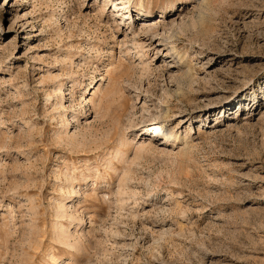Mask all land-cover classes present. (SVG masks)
I'll return each instance as SVG.
<instances>
[{
	"label": "rangeland",
	"instance_id": "1",
	"mask_svg": "<svg viewBox=\"0 0 264 264\" xmlns=\"http://www.w3.org/2000/svg\"><path fill=\"white\" fill-rule=\"evenodd\" d=\"M0 264H264V0H0Z\"/></svg>",
	"mask_w": 264,
	"mask_h": 264
},
{
	"label": "bare ground",
	"instance_id": "2",
	"mask_svg": "<svg viewBox=\"0 0 264 264\" xmlns=\"http://www.w3.org/2000/svg\"><path fill=\"white\" fill-rule=\"evenodd\" d=\"M108 2H109V0H107ZM189 1L190 0H186V2L187 3H189ZM107 3V2H106ZM105 5V3L103 2L102 3V6H104ZM150 11H139V15H141V17L139 18H137V19H135V21L134 22H132V24H134L135 22H146V19L148 18V17H150L151 16V14H148ZM163 12V10H161L160 11V13H162ZM198 16V15H197ZM200 16V15H199ZM161 17H163V16H161ZM165 17V16H164ZM128 18H130V16L128 17ZM193 18V17H192ZM198 18H199V21H200V17H197V20H198ZM193 21V20H192ZM195 21H196V19H195ZM157 24H161V21H158V22H155V25H157ZM197 24V23H196ZM193 25V24H192ZM195 25V24H194ZM193 25V26H194ZM149 27L151 28V27H153L152 26V24H150L149 25ZM117 28H119V27H117ZM125 31L126 32H128V31H130V32H128V34H131L132 35V38H131V40H130V42H131V44L135 47V48H139L140 47V44L138 43L139 41H140V39L142 38V37H145V36H148V32L150 31V30H146L145 28H141V29H136L134 26H128L126 29H125ZM172 33V32H171ZM150 36H152V35H150ZM126 38V34H124V39ZM128 39H129V37H128ZM127 39V40H128ZM165 39V38H164ZM163 39V40H164ZM162 40V42H164ZM127 43V42H126ZM125 42H123L122 43V46H125V45H127ZM141 48V47H140ZM126 50H124V52H129V49L126 47L125 48ZM165 49H167V48H165ZM173 52V51H172ZM167 54H171V51L169 50V49H167V51H166V55ZM141 131H150V132H152V133H154L155 135H157V136H160V137H162V138H164V139H166V141L168 142V144L167 143H165V142H161V141H159L158 140V142H160V145H162V146H170L169 144L172 142V141H176V135H174V134H172L171 132H168V131H166V130H164V131H160L158 128H156V127H154V128H152V129H150V128H148V127H143V128H141L140 129ZM148 140H149V142H152L151 140H153V139H151V138H149L148 137ZM170 142V143H169Z\"/></svg>",
	"mask_w": 264,
	"mask_h": 264
}]
</instances>
